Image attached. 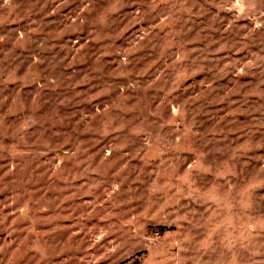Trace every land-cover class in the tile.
<instances>
[{"label": "rangeland", "instance_id": "1", "mask_svg": "<svg viewBox=\"0 0 264 264\" xmlns=\"http://www.w3.org/2000/svg\"><path fill=\"white\" fill-rule=\"evenodd\" d=\"M0 264H264V0H0Z\"/></svg>", "mask_w": 264, "mask_h": 264}]
</instances>
